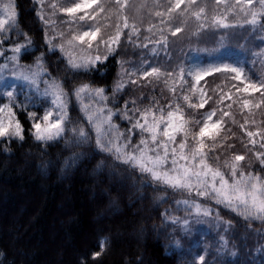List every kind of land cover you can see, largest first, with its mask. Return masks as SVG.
Wrapping results in <instances>:
<instances>
[{
  "label": "trees",
  "instance_id": "trees-1",
  "mask_svg": "<svg viewBox=\"0 0 264 264\" xmlns=\"http://www.w3.org/2000/svg\"><path fill=\"white\" fill-rule=\"evenodd\" d=\"M100 2L108 11L101 14L97 9L95 19L87 21L101 28L104 39L115 34L119 22V46L102 63L72 70L61 51L57 50L58 54L50 50L46 41V36H50L38 16L37 0H13L17 23L3 35L7 42L20 45L28 44L25 39H30L19 61L31 64L42 59L47 75L42 73L41 80L54 77L62 82L67 93V120L60 136L40 141L33 135L34 121L29 113L41 117L48 100H41L37 107L12 105L23 128V139L0 141V264H198V255L221 248L229 252L234 247L239 252L264 246V222L245 220L214 199L197 196L195 189L174 190L154 182L149 174L101 151L81 102L74 95V90L85 84L93 89L103 88L108 99L93 103L112 110V123L125 134V139L131 136L133 146L142 134L139 129L134 133L128 129L141 119L140 113L135 112L129 122L121 118L125 110L133 113L135 109L151 108L155 113L158 109L175 112L179 105L186 120L200 121L190 124V145L194 144L191 137L199 132L206 113L217 109L211 121L214 123L223 111H229L231 115L225 117L215 143L204 137L208 162L223 169L225 160L244 155L247 160L242 162L243 170L264 177V165L257 159V153H264V141L259 135H247L249 131L264 132V95L251 91L237 94L236 88L244 85L232 78L234 74L213 73L199 83L187 75L189 69L197 66L230 63L241 66L252 81H264V15H260L264 9L259 0H254L253 10L258 13L255 25L245 22L252 18L250 15L233 13L226 22L243 26L229 28L211 26L213 15L226 14L225 5H217L216 0H198L187 15H174L170 23L166 15L171 6L169 0H130L119 16L115 0ZM227 3L230 7L235 0ZM184 7L181 5V9ZM201 7L206 8V17L198 21L193 13ZM88 11L91 15L92 10ZM156 12L165 15L156 16ZM123 16L128 17L126 29ZM133 23L139 32L132 33L129 40ZM201 23L208 26L201 28ZM176 27L182 31L173 36L169 29ZM61 31L66 35L65 28ZM161 36L167 38L166 44L157 43ZM152 67L159 68L162 74L158 78H140V72ZM181 68L185 70L183 80ZM136 70L137 74L126 75ZM132 80L137 82L133 84ZM118 83L125 87L114 94ZM194 83L196 88L192 89ZM43 87L41 82L38 90ZM221 91L225 99L217 104ZM29 95L38 97L31 91ZM184 95L190 97L189 101L183 99ZM209 96L212 99L203 108L189 107L199 105ZM244 99L250 100L249 108H243ZM133 100L135 104L131 103ZM83 102L88 104L90 100L85 97ZM80 128L87 133L83 141L79 140L78 131L73 132ZM182 140L183 136L177 134L176 145ZM94 170L98 171L95 176ZM103 188H109L110 198L116 200L110 212V198L101 191ZM195 203L211 209V215H197ZM94 253L100 255L94 258ZM236 260L241 259L237 256Z\"/></svg>",
  "mask_w": 264,
  "mask_h": 264
},
{
  "label": "snow or ice",
  "instance_id": "snow-or-ice-1",
  "mask_svg": "<svg viewBox=\"0 0 264 264\" xmlns=\"http://www.w3.org/2000/svg\"><path fill=\"white\" fill-rule=\"evenodd\" d=\"M43 5V0H40ZM130 0H115L118 5L117 15L123 13L126 7L129 5ZM171 6L167 8V17L169 23L173 19L174 15H187L191 10V7L198 3V0H169ZM225 5L226 14L220 16L213 15L211 18V26L218 28L229 27H242L243 25H230L226 22L228 15L237 13L243 14L245 17L251 16L250 20L245 22L250 25L257 23L258 13L253 10L254 0H235V3L230 7L227 0H216V4ZM259 4L264 9V0H259ZM181 5L185 7L181 9ZM95 6V7H93ZM52 16H55V10L72 17L68 23L84 22L86 18L88 20L95 19V13L97 9L102 14L108 9L104 8L100 0H78L69 7H60L59 3L53 2L51 4ZM86 9H91L90 15ZM83 13L78 15L77 14ZM156 16L163 17L165 13L156 12ZM264 15V12L260 13ZM39 18L49 26L55 28L56 21L51 18H46L43 15V11L38 12ZM193 16L199 21L202 17H206V8L201 7L198 11L193 13ZM18 13L16 12L13 0H8L7 3L0 5V33L14 28L17 23ZM164 21L162 20V23ZM208 25L201 23L200 27L204 28ZM128 17L123 16V28H128ZM132 31L129 33V40H131L132 33H138L139 29L133 23L131 25ZM173 36H176L182 31L181 28L176 27L174 30L169 29ZM71 32V36L68 39H64L65 33H58V36L64 42L60 45L54 43L55 38H49L46 36V41L51 48L59 47L62 53L67 52L68 66L72 70L89 69L96 66L98 63H102L101 55L99 54V48L101 45L105 47V54L103 59L106 60L108 55L112 53L113 45L119 46L122 29L119 22L116 25L115 34L109 36L107 39L103 38L102 30L99 27H90L85 31H76L71 27L68 29ZM151 31V29H149ZM95 42L97 55L94 57L91 55L93 45ZM30 39L28 44H30ZM157 43H167V38L161 36V40ZM28 44H17L11 51L13 56L8 59L13 61V70L11 77L13 82L9 83L0 77V96H6L10 101L9 104L0 106V137L19 138L23 139V128L19 120L14 119L15 113L12 110L11 102L16 95L17 85L15 80L19 79L26 83L36 85L37 78L40 73L47 75V69L43 66L42 59H37L34 65L24 67L19 65V54L22 50L28 47ZM147 47V45H145ZM7 67V65L0 66V68ZM20 69L17 71V69ZM35 69H39L36 71ZM139 72L136 70L132 73H126V75H135ZM181 79L183 80L185 70L181 68ZM213 73L234 74L232 78L240 81L244 86L243 88H236V93H250L258 92L264 95V81L259 83L252 81L244 74V69L236 64L221 63L219 65L212 64L207 67L197 66L187 71V75L192 76L196 83L202 81L205 77L212 75ZM140 78H147L156 76L157 78L162 74L161 70L156 67H152L150 71H142L139 73ZM168 76H172V73H167ZM137 81L132 80L131 83L135 84ZM45 87L42 93L45 97H51L52 105L55 111L46 110L42 117H37L36 113H29L30 119H33V135L35 139L40 141H49L57 138L64 132V124L67 120V103L65 96L67 93L64 90L62 82L56 80V78H50L43 81ZM196 83L192 84V89L196 88ZM125 87L124 83H118L113 89L114 94L120 92ZM103 88H91L89 85L78 86L74 90V95L77 100L81 102V110L85 113L86 119L92 126L95 132V143L97 147L104 152L114 154L115 159L120 160L124 164H128L135 169H138L141 173H147L151 176L154 182H159L174 190H187L191 192L193 189L196 191V195L205 198L214 199L217 204L224 205L225 208L237 213V215L243 217L245 220H259L264 222V177L253 172L244 171V165L242 162L247 160L244 155H235L230 160H225L223 169L220 166L214 167L207 160L208 145L204 141V137L209 140L215 141L219 138L221 130L224 128L225 117H230L229 111H223V114L215 122H211L216 115L217 109H213L211 112L206 113L202 126L199 128V132L192 135L191 139L194 141L193 145L188 143L190 124L200 123V121H189L181 114L179 105H177L176 111H167V116L163 115V109H158L161 115L157 117L155 112L151 108L144 110L135 109L133 113L125 110V115L122 119L131 122L135 112L140 113V118L137 119L131 128L128 129L129 133H134L139 129L142 138L135 146L131 145V136L125 139V134L120 132L118 126L112 123L113 112L111 109L103 107H96L93 102L99 103L106 101L108 98L104 96ZM203 94V93H202ZM87 97L90 103L85 104L84 98ZM231 97H229L230 99ZM183 99L189 101L190 97L184 95ZM212 99L209 96L199 105L189 104V107L203 108L208 100ZM225 99L223 92L220 93V99L216 101L220 104ZM125 102V109L127 104ZM135 104V101H131ZM237 103V101H233ZM264 103V101H262ZM259 105H257L258 107ZM229 108L232 105H228ZM250 107V100H243V108ZM107 112V116H105ZM6 113L8 120L7 123L4 119ZM149 113H152L151 120H149ZM233 123L235 120L233 119ZM248 123L245 120V124ZM241 128L244 124L240 125ZM79 140L83 141L87 139V133L83 128L79 130L73 129L74 133H77ZM144 133L147 134V138L144 137ZM177 134L183 136V140L176 145ZM249 137L256 135L261 136L264 141V132H251L247 133ZM227 137L224 138L226 144ZM255 144L256 141L252 140ZM170 144L172 145L170 147ZM221 146H224L223 144ZM229 148L231 145H227ZM264 147V143L261 144ZM131 149V151H129ZM191 149V150H189ZM212 149H209L211 151ZM219 160V157L216 158ZM257 159L262 165H264V153H257ZM170 164V167H169ZM250 166V165H249ZM188 203V201H184ZM196 209L197 215L208 216L211 215V209L204 208L201 204L195 203L193 205ZM219 214L217 213V217ZM229 226H230V222ZM185 225L188 221L184 222ZM223 239V238H221ZM103 247V242H102ZM100 253H94V258L99 256ZM204 261V257H199V262Z\"/></svg>",
  "mask_w": 264,
  "mask_h": 264
},
{
  "label": "rangeland",
  "instance_id": "rangeland-1",
  "mask_svg": "<svg viewBox=\"0 0 264 264\" xmlns=\"http://www.w3.org/2000/svg\"><path fill=\"white\" fill-rule=\"evenodd\" d=\"M7 2H8V0H0V5H2L3 3H7ZM53 2L59 3L60 7H69V6H71L72 3H69V2L64 1V0H43V5H42L40 0H37L38 12H40L42 10L43 11V15L46 18H51V19L56 21L54 29H53L52 26L46 25L43 21L42 22L40 21V22L44 23L46 25L45 29L48 31L50 38H55L54 43L57 46L64 42L58 36V33L62 32L61 31L62 28H65L66 35H65L64 39L66 40L72 34L71 32L68 31V29L70 27L73 30H76V31H85V30H88L90 27H98L95 22H88L87 18H86V20L84 22L71 23L70 24V23H68V21H71L72 17H69L66 14H63V13L59 12L58 9L55 10V16H52V11L53 10L51 9V4ZM88 10L89 9H86V11L89 13ZM80 14H83V13L77 14V20H78V15H80ZM58 16L60 17L59 21H58ZM25 42L28 43V39H25ZM17 44L18 43H15V42H7L6 41V37L3 35V33H0V66L7 65V67L0 68V77H3L4 80L9 82V83L13 82V79L11 77V72L13 70L14 64H13V61L9 60L8 58L14 55V53L11 51V48H13ZM93 46H94L95 49L91 51V55L94 57L95 55L98 54L97 51H96L95 42H94ZM115 46L116 45H113V49L115 48ZM50 50L57 51V50H59V47L51 48ZM103 52H105V47L103 45H101L100 48H99V54L101 55L102 60H103V56H104V55H102ZM58 54H59V52H58ZM61 54L63 55V57H65L66 61L68 62L67 52H65V53L61 52ZM34 62L29 64V63H24V62H21V61L18 60L19 65H22L24 67L34 65ZM19 70L20 69L18 68L17 71H19ZM35 70L39 71V69H35ZM41 77H43L42 73H40V76L37 78V84L36 85L26 83V82H24L22 80H19V79L15 80L14 83L17 85V87H16V95H15V98H14L15 100H13V103L16 106H18V107L28 106V105L29 106H33V107H37V106L40 105V101L41 100H45V98H46L48 100V103H46V105H45V110L43 111V113L41 115V117H42L46 110L55 111V109H54V107L52 105L51 97H45V96L42 97V93H43L44 87H45L43 81L46 80L47 77H45V79H43V80H41ZM41 82L43 83L44 87H43V89L38 90V87H39ZM29 91H31L32 93H34L38 97L30 96L29 95ZM5 104H7V103L6 102L3 103V104L0 103V106H3ZM12 110L15 113L13 107H12ZM151 115L152 114H149V120H151ZM155 115L157 117H159L161 115V112L158 110L155 113ZM163 115L166 117L167 116V111H163ZM4 119H5V122L7 123L8 117H7L6 113L4 114ZM14 119L18 120L17 117H16V113H15ZM143 122H144L143 119H141V123H143ZM143 135H144L145 138H147V134L146 133H144ZM13 138H15V137H13ZM13 138L0 137V141H9V140H11ZM171 146L172 145L170 144V147ZM169 167H170V164H169ZM93 172H92V174L95 176V174H97L96 172H98V171L94 170ZM108 190H109V188L101 189V191L103 193H105V195H107L110 198ZM109 202L110 203H109V205L107 207L108 208L107 212L111 211V209L113 208V205L115 204L116 200L110 198ZM26 203L29 205L28 202H24V204H26ZM104 215H107V214H104ZM142 232H143V235H144L146 230H144V228H143ZM250 250L253 253H251ZM243 251H246V252L243 253ZM217 252H221V251H217ZM225 254L228 256L230 264H235L236 263V259L233 257V255L237 254L236 251H229L228 253H225ZM238 254H239V258L241 259V263L238 261L237 264H264V246H259L258 249H250V248L245 249L244 248V249L240 250ZM200 256H202V255L200 254V255L197 256V260H199ZM198 264H200V263H198Z\"/></svg>",
  "mask_w": 264,
  "mask_h": 264
}]
</instances>
